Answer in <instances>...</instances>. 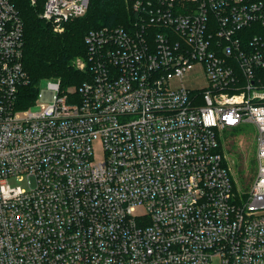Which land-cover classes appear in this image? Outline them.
Instances as JSON below:
<instances>
[{
	"label": "built area",
	"instance_id": "1",
	"mask_svg": "<svg viewBox=\"0 0 264 264\" xmlns=\"http://www.w3.org/2000/svg\"><path fill=\"white\" fill-rule=\"evenodd\" d=\"M90 1L40 16L62 33ZM125 1L130 26L85 37L90 79L21 108L24 24L0 0V264H264V0ZM244 122L258 169L241 196L218 130Z\"/></svg>",
	"mask_w": 264,
	"mask_h": 264
},
{
	"label": "trees",
	"instance_id": "2",
	"mask_svg": "<svg viewBox=\"0 0 264 264\" xmlns=\"http://www.w3.org/2000/svg\"><path fill=\"white\" fill-rule=\"evenodd\" d=\"M45 1L12 0L24 24V66L30 76V84L20 91L21 108L35 103L43 80H60L65 89L78 88L88 81L86 35L103 27H128L134 19L125 0H91L84 16L68 22L62 33H56L40 16ZM77 58L87 63L85 70L75 66Z\"/></svg>",
	"mask_w": 264,
	"mask_h": 264
},
{
	"label": "rangeland",
	"instance_id": "3",
	"mask_svg": "<svg viewBox=\"0 0 264 264\" xmlns=\"http://www.w3.org/2000/svg\"><path fill=\"white\" fill-rule=\"evenodd\" d=\"M82 63H84L82 58L75 60V66L78 68ZM184 78V84L193 90H201L208 83L205 71L201 65H197ZM46 83L47 79L43 80L40 83L39 90L46 89ZM76 88V86L66 87L67 90L72 91L76 90ZM218 135L222 152L234 178L236 190L241 196L249 194L258 169L257 126L253 123L244 122L236 127L220 129L218 130ZM102 156L103 152L98 148L96 158L101 159ZM215 264H219L218 259H215Z\"/></svg>",
	"mask_w": 264,
	"mask_h": 264
}]
</instances>
